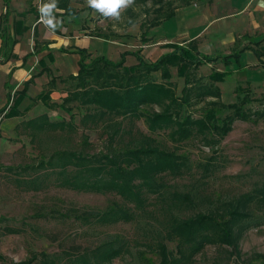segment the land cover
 <instances>
[{
	"label": "trees",
	"instance_id": "trees-1",
	"mask_svg": "<svg viewBox=\"0 0 264 264\" xmlns=\"http://www.w3.org/2000/svg\"><path fill=\"white\" fill-rule=\"evenodd\" d=\"M3 1L7 8L3 15L4 23L7 22L10 0ZM148 1L135 0L134 4L146 5ZM151 1L153 16L140 22L143 43L148 41L152 27L173 17L176 9L192 3V0H183L181 5L174 6L171 1ZM132 9H127L132 16L126 22L128 26L138 23L139 14L131 12ZM144 13L149 15L150 9L146 8ZM165 46L171 50L154 61H147L141 54V49L123 52L119 61H112L105 56L90 58L85 50L78 49L81 55L78 74L60 80L62 83H69L68 95L60 104L50 101L49 90L42 92L38 98L43 99L49 108L58 106L68 114L75 107L70 104L75 103L77 107L85 108L79 125L83 129H93L100 125L105 127L109 140L108 149L89 153L68 146L53 151L48 160H40L24 169L51 171L56 174L58 185L63 188L115 193L127 204L132 203L134 208L141 211L145 209L147 194L161 197L165 202L168 223L164 229L153 232L155 240L151 250L158 256V262L146 258V252L141 251L139 254L142 262L139 264H192L196 255L208 245L231 248L230 255L239 258L240 241L252 227L255 206L264 205V186L252 192L216 200L209 207L202 208L201 200L192 192L165 190L163 175L179 176L188 167L187 158L179 154L176 148H165L152 135L146 134L129 139L121 148L114 145L125 134L122 121H118V118H144L151 134L157 131L168 132L170 139L176 143L201 136L204 145L216 152L214 148L232 130L236 120L251 121L254 117H264V108L249 111L244 108V102L225 103L221 89L216 85L231 76V71L227 68L231 58L238 61L240 52L206 55L199 51L196 41L186 44L169 43ZM37 52L33 51L32 54ZM256 53L259 57L264 55V51ZM128 55L136 58L135 64H125ZM219 62L223 64L222 71L216 67ZM208 64H212L208 77H198L200 67ZM172 67H176V75L184 80L180 94L172 80ZM157 73L160 74V81ZM48 86L49 89L56 86L55 77L51 78ZM20 101V97L14 100L13 107L11 105V110L7 113L8 117L17 115L16 107ZM201 103V113L199 117H195L194 111L189 109ZM70 115L69 121H51L47 114H42L25 121L23 126L34 138L44 130L74 131L78 126L74 124L73 114ZM40 182V177L23 180L32 190H38ZM72 212L77 220L84 223L93 220L129 222L135 217L134 209L118 203L104 211L73 209ZM5 229L8 234L19 232L11 227ZM169 242H177L175 250L169 249ZM127 250L126 241L118 235L108 234L93 248L74 244L69 252H34L29 258L12 264H116L114 259ZM257 257L264 259V254H257Z\"/></svg>",
	"mask_w": 264,
	"mask_h": 264
},
{
	"label": "rangeland",
	"instance_id": "rangeland-1",
	"mask_svg": "<svg viewBox=\"0 0 264 264\" xmlns=\"http://www.w3.org/2000/svg\"><path fill=\"white\" fill-rule=\"evenodd\" d=\"M163 1H171L174 6L183 3V0ZM201 1H209L212 5L215 1L217 3L221 0H192V4ZM36 2L39 4L40 0ZM253 2L255 0H251L245 9L236 13V16L239 13H242V17L251 14L260 15L264 22V8H257ZM81 3L86 5V0H81ZM131 8H133L131 12L139 14L138 23L149 20L154 14L151 0L146 5L133 4ZM146 8L150 9L149 15L144 13ZM4 10V1L0 0V25ZM233 10L235 8L231 7L230 16H235ZM131 17L127 9L122 11L119 21L102 19L99 13L89 10L83 13L79 22L90 29L89 35L101 37L109 42H107L108 56L111 59L118 61L123 51L141 49L147 61H154L162 52L163 46L157 44L153 37L144 44L141 41L140 30L136 31L135 35L128 34L129 26L126 22ZM123 32L126 34L122 35ZM254 45L264 51V37ZM238 46L241 47V44ZM96 51L97 48L92 53L94 57L98 55ZM219 52L222 51H217L215 54ZM135 63L136 58L128 55L125 64L129 66ZM218 67L222 68V65L219 64ZM211 70L212 65L202 66L197 75L207 78ZM172 72L174 74L172 80L176 83L177 92L180 94L184 80L176 75V67H172ZM238 75L242 77L245 73L239 72ZM157 76L160 81V74L157 73ZM68 86L69 83H66L60 88L68 90ZM233 89L234 86L230 88L229 83L223 85L222 100L225 103L244 102V108L249 111L264 108V86L258 84L251 86L249 92L239 90L237 87L235 91ZM248 99L252 101L249 102ZM4 101V98L0 99V106ZM26 105L27 101H24L20 109L24 110ZM70 105L75 106L70 114H73L74 124L78 126L76 130H44L36 138L32 137L23 126L24 120H27V113L20 118H7L4 113L0 114V219H2L0 264L25 260L34 252H69L74 244L93 248L108 234L118 235L127 242L128 250L115 258L114 263L139 264L142 262L139 254L141 251L146 252V258L158 262V256L151 250L155 240L153 232L164 229L168 222H166L165 202L157 194H147L145 209L141 211L134 208V204H127L115 193L83 192L63 188L58 185L57 176L51 171L24 169L28 165L39 163L40 160H48L53 151L68 146L89 153L108 149L109 140L105 127L100 125L93 129H83L79 124L85 108L77 107L75 103ZM200 106L202 103L189 109L194 111L195 117H199L201 113ZM43 111H46L51 121H69L71 118L70 114L58 106L41 108L37 113ZM117 120L122 121V130L125 134L114 142L116 147L121 148L129 139L140 138L141 134H146L152 135L165 148L170 150L176 148L179 154L187 158L188 167L181 175H163L166 192H192L196 194L198 200H201L202 208H206L216 200L252 192L264 186V117H254L251 121L236 120L232 130L214 148L216 152L204 145L201 136L176 143L170 139L168 132L157 131L151 134L144 118ZM38 177L41 178L38 190L29 189L23 183V180ZM115 203L134 209V219L129 222L93 220L84 223L77 220L72 212L73 209L104 211ZM255 207L252 227L246 231L240 241L239 258L230 255L231 248L208 245L196 255L192 264H264V259L257 257V254H264V205ZM6 227L18 229L19 232L8 234ZM176 244L177 242H169V249L175 250Z\"/></svg>",
	"mask_w": 264,
	"mask_h": 264
},
{
	"label": "crops",
	"instance_id": "crops-1",
	"mask_svg": "<svg viewBox=\"0 0 264 264\" xmlns=\"http://www.w3.org/2000/svg\"><path fill=\"white\" fill-rule=\"evenodd\" d=\"M43 2L47 0H40L39 4L36 0H10L7 22L1 21L0 99L4 98L5 101L0 106V114L4 113L7 118H20L27 113V120H30L46 114V111L37 113L41 108H49L43 99L38 97L48 90L50 101L60 104L68 95V90L60 88L65 84L60 80L71 75L76 76L80 69L81 55L78 49L85 50L90 58H94L92 53L97 48L96 56H105L116 61L108 56V41L89 35L90 29L79 22L84 12L92 10L87 4H82L81 0H58L55 15L59 26L52 30L39 21L38 9ZM219 2L215 1L211 5L209 1H201L176 9L173 17L149 30L147 42L153 37L157 44L163 46L159 56L171 50L166 44H186L190 41H196L199 51L206 55L219 56L240 52L238 61L235 58L230 60L227 69L231 71V76L216 83L221 89L222 97L224 84L229 83L230 88L233 85L234 91L236 87L249 91L251 86H264V55L259 57L256 53L263 50L254 45L264 37V22L260 15L242 17V13H239L236 16L251 0ZM253 3L261 9L258 7L260 0ZM231 7L235 8V16H230ZM6 10L5 6L3 15ZM139 30L141 31V26L137 23L129 26L127 33L135 35ZM33 51L38 52L32 54ZM217 51L222 52L215 54ZM219 64L222 68L218 67ZM216 67L220 71L224 68L220 62ZM239 72L245 75L241 77ZM52 77L56 78V86L49 89L48 84ZM19 97L21 101L16 107L17 115L8 117L7 113L15 103L12 102ZM24 101H27V105L21 110L20 106Z\"/></svg>",
	"mask_w": 264,
	"mask_h": 264
},
{
	"label": "clouds",
	"instance_id": "clouds-1",
	"mask_svg": "<svg viewBox=\"0 0 264 264\" xmlns=\"http://www.w3.org/2000/svg\"><path fill=\"white\" fill-rule=\"evenodd\" d=\"M135 3V0H86L89 8L99 13L105 19L119 21L122 11L128 9ZM58 0H47L39 6V20L45 27L55 30L59 26L55 10ZM258 7L264 8V0H260Z\"/></svg>",
	"mask_w": 264,
	"mask_h": 264
},
{
	"label": "built area",
	"instance_id": "built-area-1",
	"mask_svg": "<svg viewBox=\"0 0 264 264\" xmlns=\"http://www.w3.org/2000/svg\"><path fill=\"white\" fill-rule=\"evenodd\" d=\"M40 21V20H39Z\"/></svg>",
	"mask_w": 264,
	"mask_h": 264
}]
</instances>
